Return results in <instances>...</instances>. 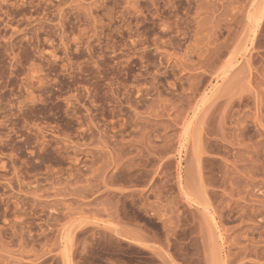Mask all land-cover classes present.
Masks as SVG:
<instances>
[{"label": "rangeland", "instance_id": "1", "mask_svg": "<svg viewBox=\"0 0 264 264\" xmlns=\"http://www.w3.org/2000/svg\"><path fill=\"white\" fill-rule=\"evenodd\" d=\"M0 264H264V0H0Z\"/></svg>", "mask_w": 264, "mask_h": 264}, {"label": "crops", "instance_id": "2", "mask_svg": "<svg viewBox=\"0 0 264 264\" xmlns=\"http://www.w3.org/2000/svg\"><path fill=\"white\" fill-rule=\"evenodd\" d=\"M159 221H162L161 217H158ZM120 233L122 232V229L119 230ZM128 236H123L121 238L125 239L126 241H129L130 243L134 244L135 246L144 247L142 244L145 243V239L141 237L140 233L138 232V226L132 225L130 232L128 233Z\"/></svg>", "mask_w": 264, "mask_h": 264}]
</instances>
